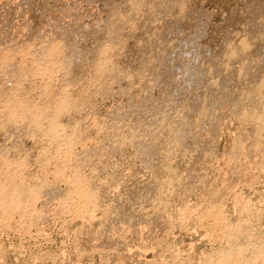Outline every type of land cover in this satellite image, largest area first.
<instances>
[{"label": "rangeland", "instance_id": "obj_1", "mask_svg": "<svg viewBox=\"0 0 264 264\" xmlns=\"http://www.w3.org/2000/svg\"><path fill=\"white\" fill-rule=\"evenodd\" d=\"M133 1L0 0V264L264 257V0Z\"/></svg>", "mask_w": 264, "mask_h": 264}, {"label": "bare ground", "instance_id": "obj_2", "mask_svg": "<svg viewBox=\"0 0 264 264\" xmlns=\"http://www.w3.org/2000/svg\"><path fill=\"white\" fill-rule=\"evenodd\" d=\"M137 1H139V0H134V1H133V2H135L134 4H136ZM167 1H168V0H167ZM188 1H189V0H188ZM177 2H178V1H177ZM180 2H182V0H180ZM184 2H185V1H184ZM169 3H170V2H169ZM173 3H174V2H173ZM173 3L171 2V4H173ZM182 3H183V2H182ZM185 3H188V2H185ZM185 3H184V4H185ZM14 4H15V3H14ZM131 4H132V3H131ZM140 4H141V3H140ZM263 4H264V3H263ZM263 4H261V5H263ZM137 5H138V4H137ZM174 5H175V4H174ZM179 5H180V3H179ZM179 5L177 4V6H179ZM7 6H8V5H7ZM134 6H135V5H134ZM136 7H137V6H136ZM183 7H184V6H183ZM259 7H260V5H259ZM261 9H262V8H261ZM180 10H181V9H180ZM133 11H134V10H133ZM181 11H182V10H181ZM185 11H186V10H185ZM185 11H184V12H185ZM187 11H188V10H187ZM197 11H198V10H197ZM197 11H196V12H197ZM263 11H264V9H263ZM164 12H165V11H164ZM198 12H199V11H198ZM249 12H250V11H249ZM255 12H256V10H255ZM259 12H260V11H259ZM135 13H136V12H135ZM209 13H210V12H209ZM213 13H214V12H213ZM260 13H261V12H260ZM180 14H181V13H180ZM180 14H179V15H180ZM185 14H186V12H185ZM187 14H188V13H187ZM187 14H186V15H187ZM199 14H200V13H199ZM255 14H256V13H255ZM181 15H182V14H181ZM181 15H180V16H181ZM200 15H201V14H200ZM245 15H246V14H245ZM248 15H249V14H248ZM261 15H263V14L261 13ZM184 16H185V15H184ZM188 16H189V15H188ZM259 16H260V15H259ZM74 17H75V16H74ZM110 17H111V16H110ZM129 17H130V16H129ZM130 18H131V17H130ZM209 18H210V17H209ZM254 18H255V17H254ZM258 18H259V17H258ZM123 19H124V18H123ZM172 19H173V18H172ZM181 19L183 20V17H182ZM247 19H248V18H247ZM184 20H185V19H184ZM254 20H255V19H254ZM256 20H257V19H256ZM260 20H261V19H260ZM260 20H259V21H260ZM262 20H263V19H262ZM123 21H124V20H123ZM131 21H132V20H131ZM175 21H176V20H175ZM178 21H179V20H178ZM194 21H195V20H194ZM198 21H199V20H198ZM126 22H127V21H126ZM165 22H166V21H165ZM179 22H180V21H179ZM183 22H184V21H183ZM248 22H249V21H248ZM260 22H261V21H260ZM115 23H116V22H115ZM203 23H204V21H203ZM256 23H257V22H256ZM258 23H259V22H258ZM54 24H55V23H54ZM110 24H111V23H110ZM125 24H126V23H125ZM256 25H257V24H256ZM256 25H255V26H256ZM247 26H248V25H247ZM251 26H252V25H251ZM257 26H258V25H257ZM72 27H73V26H72ZM78 27H79V26H78ZM80 27L82 28V25H80ZM103 27H104V26H103ZM109 27H110V26H109ZM112 27H113V24H112ZM168 27H169V26H168ZM200 27H201V25H200ZM200 27H199V28H200ZM86 28H87V27H86ZM86 28H85V29H86ZM199 28L197 27V29H199ZM260 28H261V27H260ZM263 28H264V27H263ZM83 29H84V28H83ZM109 29H110V28H109ZM246 29H247V28H246ZM252 29H253V28H252ZM255 29H256V28H255ZM178 30H179V29H178ZM201 30H202V29H201ZM259 30H260V29H259ZM262 30H264V29H262ZM83 31H84V30H83ZM169 31H170V29H169ZM172 31H173V30H172ZM175 31H176V30H175ZM184 31H185V30H184ZM193 31H194V30H193ZM204 31H205V30H204ZM204 31H203V32H204ZM177 32H178V31H177ZM251 32H253V30H252ZM179 33H180V31H179ZM181 33H182V32H181ZM181 33H180V34H181ZM194 33H195V32H194ZM201 33H202V32H201ZM259 33H260V32H259ZM172 34H173V33H172ZM176 34H177V33H176ZM168 35H169V34H168ZM168 35H167V36H168ZM187 35H188V34H187ZM203 35H204V33H203ZM262 35H263V34H262ZM154 36H155V35H154ZM170 36H171V35H170ZM196 36H197V35H196ZM252 36H253V35H252ZM159 37H160V36H159ZM168 37H169V36H168ZM186 37H187V36H186ZM194 37H195V36H194ZM250 37H251V36H250ZM254 37H255V36H254ZM177 38H178V37H177ZM184 38H185V37H184ZM161 39H162V38H161ZM171 39H172V37H171ZM198 39H199V38H198ZM253 39H254V38H253ZM153 40H154V39H153ZM251 40H252V39H251ZM258 40H259V39H258ZM77 41H78V40H77ZM160 41H161V40H160ZM169 41H170V40H169ZM172 41H173V40H172ZM175 41H176V39H175ZM178 41H179V40H178ZM178 41H177V42H178ZM240 41H241V40H240ZM252 41H253V40H252ZM256 41H257V39H256ZM256 41H255V42H256ZM190 42H191V41H190ZM190 42H189V43H190ZM258 42H260V41H258ZM58 43H59V42H58ZM58 43H57V44H58ZM76 43H79V42H76ZM100 43H101V42H100ZM165 43H166V42H165ZM174 43H176V42H174ZM179 43H180V42H179ZM179 43H178V44H179ZM183 43H184V41H183ZM244 43H245V42H244ZM117 44H118V43H117ZM157 44H158V43H157ZM169 44H170V43H169ZM172 44H173V43H172ZM176 44H177V43H176ZM181 44H182V43H181ZM187 44H188V43H187ZM76 45H77V44H76ZM98 45H99V44H98ZM111 45H112V43H111ZM174 45H175V44H174ZM179 45H180V44H179ZM184 45H185V44H184ZM194 45H195V44H194ZM251 45H252V44H251ZM58 46H59V45H58ZM105 46H106V45H105ZM114 46H115V45H114ZM158 46H159V45H158ZM201 46H203V45H201ZM241 46H242V45H241ZM255 46H256V44H255ZM257 46H258V45H257ZM261 46H262V44H261ZM56 47H57V46H56ZM101 47H102V46H101ZM101 47H100V49H101ZM110 47H111V46H110ZM112 47H113V46H112ZM112 47H111V48H112ZM168 47H170V45H169ZM171 47H172V46H171ZM190 47H191V46H190ZM190 47H188V48H190ZM194 47H195V46H194ZM197 47H198V46H197ZM197 47H196V49H197ZM53 48H55V47H53ZM74 48H75V47H74ZM97 48H98V47H97ZM107 48H108V47H107ZM111 48H110V49H111ZM146 48H147V47H146ZM179 48H180V46H179ZM181 48L183 49L184 47H181ZM243 48H244V47H243ZM55 49H56V48H55ZM58 49H59V48H58ZM112 49H113V48H112ZM112 49H111V50H112ZM173 49H175V48H173ZM176 49H178V48H176ZM184 49H186V48H184ZM192 49H193V48H192ZM205 49H206V48H205ZM247 49H248V48H247ZM75 50H76V49H75ZM93 50H94V49H93ZM104 50H105V49H104ZM106 50H107V49H106ZM106 50H105V51H106ZM108 50H109V49H108ZM108 50H107V51H108ZM111 50H110V52H111ZM188 50H189V49H188ZM190 50H191V49H190ZM200 50H201V49H200ZM51 51H52V50H51ZM53 51H56V50H53ZM59 51H60V49H59ZM73 51H74V50H73ZM96 51H97V50H96ZM99 51H101V50H99ZM172 51H173V50H172ZM182 51H183V50H182ZM182 51H181V52H182ZM191 51H192V50H191ZM202 51H203V50H202ZM236 51H237V50H236ZM244 51H245V50H244ZM49 52H50V51H49ZM56 52H58V51H56ZM112 52H113V51H112ZM112 52H111V53H112ZM116 52H117V51H116ZM139 52H140V51H139ZM165 52H166V51H165ZM165 52H164V53H165ZM170 52H171V51H170ZM176 52H178V51L176 50ZM181 52H180V49H179V53H178V54H181ZM183 52H184V51H183ZM212 52H213V51H212ZM234 52H235V51H234ZM58 53H60V52H58ZM97 53H98V52H97ZM101 53H102V52H101ZM101 53H100V54H101ZM108 53H109V52H108ZM162 53H163V52H162ZM167 53H168V52H167ZM167 53H166V54H167ZM172 53H173V52H172ZM185 53H186V51H185ZM190 53H191V52H190ZM195 53H196V52H195ZM199 53H200V52H199ZM243 53H244V52H243ZM48 54H49V53H48ZM48 54H47V55H48ZM54 54H55V53H54ZM54 54H53V55H54ZM103 54H104V53H103ZM160 54H161V53H160ZM173 54L178 55L177 53H173ZM210 54H211V53H210ZM260 54H261V52H260ZM53 55H52V56H53ZM106 55H107V54H106ZM109 55H110V53H109ZM158 55H159V54H158ZM163 55H164V54H163ZM167 55H169V54H167ZM167 55H166V56H167ZM183 55H184V54H183ZM186 55H187V54H186ZM201 55H202V54H201ZM9 56H10V55H9ZM48 56H49V55H48ZM55 56L57 57V55H55ZM59 56H60V55H59ZM104 56H105V55H104ZM161 56H162V55H161ZM172 56H173V55H172ZM181 56H182V54H181ZM188 56H190V55H188ZM188 56H187V57H188ZM191 56H192V55H191ZM207 56H208V55H207ZM220 56H221V55H220ZM53 57H54V56H53ZM97 57H98V56H97ZM108 57H109V56H108ZM108 57H107V58H108ZM158 57H159V56H158ZM164 57H165V56H164ZM164 57H163V58H164ZM167 57H169V56H167ZM183 57H184V56H183ZM196 57H197V56H196ZM210 57H211V56H210ZM226 57H227V56H226ZM5 58H6V57H5ZM42 58H43V57H42ZM57 58H58V57H57ZM102 58H104V57H102ZM102 58H101V59H102ZM165 58H166V57H165ZM47 59H48V58H47ZM166 59H167V58H166ZM168 59H169V58H168ZM168 59H167V60H168ZM258 59H259V58H258ZM53 60H54V59H53ZM57 60H58V59H57ZM103 60H104V59H102V62H101V63L99 62V64H95V65H96L95 68H98V67H99V68L101 69V71H102V67H103V68L108 67V66H106V64H104V63H105V60H104V62H103ZM109 60H110V59H109ZM109 60L107 59V61H109ZM167 60H166V61H167ZM174 60H175V58H174ZM177 60H178V59H177ZM192 60H193V59H192ZM192 60H191V62H193ZM219 60H220V59H219ZM260 60H261V59H260ZM99 61H101V60H99ZM147 61H150V60H147ZM168 61H169V60H168ZM195 61H196V59H195ZM195 61H194V62H195ZM197 61H198V60H197ZM197 61H196V64H197ZM207 61H208V60H207ZM214 61H215V60H214ZM242 61H243V60H242ZM248 61H249V60H248ZM255 61H256V60H255ZM50 62H51V61H50ZM53 62H54V61H53ZM58 62H60V61H58ZM96 62H97V61H96ZM170 62H173V61L171 60ZM256 62H257V61H256ZM263 62H264V61H263ZM51 63H52V62H51ZM51 63H50V65H52L51 68H52V67L54 68L53 64H51ZM55 63H56V62H55ZM55 63H54V64H55ZM61 63H62V62H61ZM106 63H107V62H106ZM109 63H110V62H109ZM148 63H149V62H148ZM183 63H184V62H183ZM186 63H187V62H186ZM202 63H203V62H202ZM225 63H226V62H225ZM251 63H252V62H251ZM6 64H7V63H6ZM47 64H48V63H47ZM47 64H46V65H47ZM57 64H58V63H57ZM59 64H60V63H59ZM161 64H162V63H161ZM164 64H165V62H164ZM168 64H169V63H168ZM174 64H175V63H174ZM181 64H182V62H181ZM181 64H180V65H181ZM184 64H185V63H184ZM189 64H190V63H188V65H189ZM196 64H195V65H196ZM216 64H217V63H216ZM37 65H38V64H37ZM43 65H44V63H43ZM46 65H45V66H46ZM97 65H98V66H97ZM149 65H150V64H149ZM162 65H163V64H162ZM162 65H161V66H162ZM175 65H176V64H175ZM177 65H178V64H177ZM177 65H176V66H177ZM40 66H41V65H40ZM48 66H49V65H48ZM58 66H59V65H58ZM105 66H106V67H105ZM164 66H167V65L165 64ZM164 66H162V70H163V67H164ZM170 66H171V65H170ZM172 66H173V65H172ZM184 66H185V65H184ZM190 66H191V65H190ZM193 66H194V65H193ZM193 66H192V67H193ZM197 66H198V65H197ZM199 66H200V65H199ZM244 66H245V68H247L245 64H244ZM251 66H252V65H251ZM109 67H110V66H109ZM168 67H169V65H168ZM168 67H166V68H168ZM48 68H49V67H48ZM51 68H50V69H51ZM55 68H56V66H55ZM95 68H94V69H95ZM148 68H149V67H148ZM181 68H182V67H181ZM189 68H190V67H189ZM223 68H224V67H223ZM227 68H228V67H227ZM248 68H249V67H248ZM251 68H252V67H251ZM58 69H59V68H58ZM160 69H161V68H160ZM169 69H170V68H169ZM171 69H172V68H171ZM171 69H170V71H171ZM175 69H176V68H175ZM186 69H187V68H186ZM193 69H194V68H193ZM53 70H55V69H52V71H53ZM97 70H98V69H97ZM148 70H149V69H148ZM152 70H153V69H152ZM166 70H167V69H166ZM178 70H179V69H178ZM189 70H190V69H189ZM189 70H188V71H189ZM195 70H196V69H195ZM195 70H194V71H195ZM202 70H203V69H202ZM105 71H106V69H105ZM107 71H109V69H108ZM107 71H106V73H107ZM112 71H113V70H112ZM156 71H157V70H156ZM167 71H168V70H167ZM186 71H187V70H186ZM191 71H193V70L191 69ZM223 71H224V70H223ZM242 71H243V70H242ZM247 71H248V70H247ZM164 72H166V71L164 70ZM173 72H174V71H172V74H173ZM183 72H184V71H183ZM197 72H198V71H197ZM201 72H202V71H201ZM208 72H209V71H208ZM218 72H219V71H218ZM243 72H244V71H243ZM174 73H175V72H174ZM184 73H185V72H184ZM186 73H187V72H186ZM194 73H195V72H194ZM203 73H204V72H203ZM210 73H211V72H210ZM224 73H225V72H223V74H224ZM239 73H240V72H239ZM142 74H143V73H142ZM160 74H161V73H159L158 75H160ZM164 74H165V73H164ZM190 74L192 75V73H190ZM195 74H196V73H195ZM200 74H201V73H200ZM205 74H207V73H205ZM257 74H258V73H257ZM98 75H99V74H98ZM101 75H102V74H101ZM105 75L107 76V74H105ZM156 75H157V73H156ZM165 75H166V74H165ZM168 75H169V74H168ZM170 75H171V74H170ZM175 75H176V74H175ZM175 75H174V76H175ZM185 75H186V74H185ZM196 75H197V74H196ZM196 75L193 74V76H196ZM213 75H214V74H213ZM115 76H116V75H115ZM141 76H142V75H141ZM145 76H146V75H145ZM145 76H144V77H145ZM160 76H161V75H160ZM160 76H159V77H160ZM188 76H189V74H188ZM193 76H192V77H193ZM202 76H203V75H202ZM94 77H95V76H94ZM104 77H105V76H104ZM110 77H111V76H110ZM176 77H180V75H179V76H176ZM205 77H206V76H205ZM209 77H210V76H209ZM212 77H213V76H212ZM226 77H227V76H226ZM241 77H242V76H241ZM92 78H93V77H92ZM100 78H101V77H100ZM180 78H181V77H180ZM180 78H179V79H180ZM206 78H207V77H206ZM237 78H238V75H237ZM262 78H263V77H262ZM183 79H184V78H183ZM214 79H215V78H214ZM17 80H18V79H17ZM159 80H160V78H159ZM159 80H158V81H159ZM164 80H165V79H164ZM171 80H172V79H171ZM176 80H177V79L175 78V81H176ZM194 80H195V78H194ZM194 80H193V81H194ZM202 80H203V79H202ZM230 80H231V79H230ZM254 80H255V79H254ZM254 80H253V81H254ZM128 81H129V80H128ZM140 81H141V80H140ZM152 81H154V80H152ZM167 81H168V80H167ZM169 81H170V79H169ZM182 81H183V80H182ZM209 81H210V80H209ZM209 81H208V82H209ZM224 81H225V80H224ZM241 81H242V79H241ZM256 81H257V80H256ZM103 82H104V81H103ZM108 82H109V81H108ZM112 82H113V81H112ZM171 82H172L171 84H173V81H171ZM176 82H177V81H176ZM178 82H179V81H178ZM188 82H190V81L188 80ZM195 82H196V81H195ZM195 82H193V83H195ZM216 82H217V81H216ZM142 83H143V82H142ZM160 83H161V82H160ZM190 83H192V82H190ZM197 83H198V82H197ZM210 83H212V82H210ZM108 84H109V83H108ZM149 84H150V83H149ZM168 84H169V83H168ZM171 84H170V85H171ZM174 84H175V83H174ZM174 84H173V85H174ZM207 84H208V83H207ZM225 84H226V82H225ZM247 84H248V83H247ZM164 85H165V84H164ZM184 85H185V84H184ZM195 85H196V84H195ZM195 85H194V87H195ZM213 85H214V83H213ZM243 85H244V84H243ZM257 85H258V84H257ZM165 86H166V85H165ZM177 86H178V85H177ZM189 86H190V85H189ZM240 86H242V85H240ZM171 87H172V86H171ZM173 87H174V86H173ZM212 87H213V86H211V88H212ZM134 88H135V87H134ZM186 88H187V85H186ZM188 88H189V87H188ZM192 88H193V86H192ZM213 88H214V87H213ZM221 88H222V87H221ZM259 88H260V87H259ZM263 88H264V87H263ZM176 89H178V88H176ZM180 89H181V87H180ZM244 89H245V88H244ZM171 90H172V89H171ZM192 90H194V89H192ZM199 90H200V89H199ZM248 90H249V89H248ZM253 90H254V89H253ZM162 91H164V90H162ZM168 91L170 92L169 89H168ZM173 91H174V90H173ZM177 91H178V90H177ZM183 91H184V90H183ZM203 91H205V88H204ZM206 91H207V90H206ZM224 91H225V90H224ZM255 91H256V89H255ZM185 92L187 93V96H188V97H191V96L193 95V92H192L191 95H190L189 89H188V92H187V91H185ZM200 92H202V91H200ZM200 92H199V93H200ZM218 92H219V91H218ZM252 92H253V91H252ZM166 93H167V92H166ZM170 93L173 94L174 92H173V93L170 92ZM170 93H169V94H170ZM176 93H177V92H176ZM188 93H189L190 96L188 95ZM195 93H196V92H195ZM243 93H244V92H243ZM243 93H242V94H243ZM246 93H247V92H246ZM48 94H49V93H48ZM66 94H67V93H66ZM78 94H79V93H78ZM218 94H219V93H218ZM250 94H252V93H250ZM54 95H55V94H54ZM68 95H69V94H68ZM244 95H245V94H244ZM164 96H165V95H164ZM194 96H195V95H194ZM259 96H260V95H259ZM67 97H68V96H67ZM67 97H66V99H69V100H70V97H68V98H67ZM250 97H251V96H250ZM254 97H255V96H254ZM261 97H262V96H261ZM73 98H74V97H73ZM166 98H167V95H166ZM172 98H173V97H172ZM180 98H181V97H180ZM180 98H179V101H180ZM252 98H253V97H252ZM66 99L64 100V101H65L64 103L67 104ZM164 99H165V97L163 98V100H164ZM69 100H68V101H69ZM172 100H174V99H172ZM195 100H196V99H195ZM256 100H257V97H256ZM259 100H260V99H259ZM70 101H71V100H70ZM70 101H69V102H70ZM74 101H75V100H74ZM181 101H182V100H181ZM187 101H188V100H187ZM187 101H186L185 103H187ZM189 101H190V100H189ZM192 101H194V100H191L190 103H193L194 106H196V107H197V105L199 106V104H196V105H195V103L192 102ZM249 101H250V100H249ZM249 101H248V102H249ZM254 101H255V100H254ZM261 101H262V100H261ZM60 102H62V100H61ZM60 102H59V104H60ZM167 102H168V99H167ZM170 102H171V101H170ZM172 102H173V101H172ZM176 102H177V101H176ZM183 102H184V101H183ZM183 102H182V103H183ZM197 102H198V101H197ZM246 102H247V101H246ZM53 103H54V102H53ZM64 103H63V104H64ZM70 103H71V102H70ZM157 103H158V102H157ZM159 103H160V102H159ZM249 103H250V102H249ZM5 104H6V103H5ZM16 104H17V103H16ZM59 104H58V105H59ZM92 104H93V103H92ZM160 104H161V103H160ZM8 105H9V104H8ZM22 105H23V104H22ZM25 105H26V104H25ZM31 105H32V104H31ZM58 105H57V106H58ZM68 105H69V104H68ZM68 105H67L66 107H68ZM163 105H164V104H163ZM188 105H190V104L188 103ZM188 105H187V106H188ZM10 106H11V105H10ZM15 106H16V105H15ZM15 106H14V107H15ZM17 106H19V105H17ZM64 106H65V105H64ZM173 106H174V105H173ZM178 106H179V105H178ZM190 106H191V105H190ZM205 106H206V105H205ZM205 106H204V107H205ZM60 107L63 108V105L60 106ZM69 107H70V106H69ZM181 107H182V105H181ZM181 107H180V109H182ZM192 107H193V106H192ZM200 107H201V106H200ZM23 108H24V107H23ZM25 108H26V107H25ZM144 108H145V107H144ZM193 108H195V107H193ZM193 108H191V109H193ZM263 108H264V107H263ZM9 109H10V108H9ZM27 109H29V108H27ZM31 109H32V108H31ZM63 109H64V108H63ZM65 109H66V108H65ZM67 109H68V108H67ZM191 109H190V110H191ZM10 110H11V109H10ZM12 110H13V109H12ZM15 110H16V109H15ZM149 110H150V109H149ZM155 110H156V109H155ZM166 110H167V109H166ZM178 110H179V109H178ZM184 110H185V109H184ZM195 110H196V109H193V110H191V111H195ZM250 110H251V109H250ZM263 110H264V109H263ZM27 111H28V110H27ZM46 111H48V110H46ZM52 111H53V110H52ZM64 111H65V110H64ZM164 111H165V110H164ZM180 111H183V109L180 110ZM188 111H189V110H186V112H188ZM191 111H189V112H191ZM214 111H215V110H214ZM214 111H213V112H214ZM13 112H14V111H13ZM154 112H155V111H154ZM169 112H170V111H169ZM176 112H177V110H176ZM176 112H175V113H176ZM186 112H185V113H186ZM200 112H201V111H200ZM261 112H262V111H261ZM55 113H56V112H55ZM57 113H58V112H57ZM57 113H56V114H57ZM63 113H64V112H63ZM66 113H67V112H66ZM157 113H158V112H157ZM170 113H172V112H170ZM254 113H255V112H254ZM263 113H264V111H263ZM263 113H262V114H263ZM10 114H12V113L10 112ZM58 114H59V113H58ZM167 114H168V113H167ZM167 114H166V115H167ZM176 114H177V113H176ZM187 114H188V113H187ZM191 114H192V113H191ZM198 114H199V113H198ZM198 114H197V115H198ZM201 114H203V113L201 112ZM139 115H140V114H139ZM159 115H160V113H159ZM164 115H165V113H164ZM164 115H163V116H164ZM168 115L170 116V114H168ZM171 115H172V114H171ZM177 115H178V114H177ZM183 115H184V112H183ZM185 115H186V114H185ZM192 115H193V114H192ZM194 115H195V114H194ZM199 115H200V114H199ZM260 115H261V114H260ZM263 115H264V114H263ZM48 116H49V115H48ZM53 116H55V115H53ZM56 116H57V115H56ZM118 116H119V115H118ZM122 116H123V115H122ZM169 116H168V117H169ZM251 116H253V114H252ZM12 117H13V116H12ZM178 117H179V116H178ZM185 117H186V116H184V118H185ZM258 117H259V115H258ZM261 117H263V120H264V116L261 115ZM9 118H10V120H11V115H10ZM36 118H38V117L36 116ZM54 118H55V117H54ZM160 118H161V117H160ZM160 118H159V120H160ZM172 118H173V117H172ZM176 118H177V117H176ZM194 118H195V117H194ZM198 118H199V117H198ZM198 118H196V119H198ZM202 118H203V117H202ZM241 118H242V117H241ZM259 118H260V117H259ZM14 119H15V118H14ZM16 119H17V118H16ZM58 119H59V118H58ZM243 119H244V118H243ZM249 119H250V118H249ZM256 119H257V117H256ZM8 120H9V119H8ZM53 120H54V119H52V121H53ZM159 120H158V121H159ZM164 120H165V119H164ZM164 120H163V121H164ZM173 120H174V119H173ZM177 120H178V118H177ZM54 121H55V120H54ZM152 121H153V120H152ZM160 121H161V120H160ZM160 121H159V122H160ZM174 121H175V120H174ZM181 121H182V120H181ZM187 121H188V120H187ZM55 122H57V121H55ZM55 122H54V123L52 122V123L56 125ZM161 122H162V121H161ZM164 122H165V121H164ZM171 122H172V121H171ZM176 122H177V121H176ZM192 122H193V121H192ZM195 122H196V121H195ZM245 122H246V121H245ZM59 123H60V122H59ZM104 123H105V122H104ZM112 123H113V122H112ZM156 123H157V122H156ZM165 123H166V122H165ZM178 123H179V122H178ZM181 123H182V122H181ZM187 123H188V122H187ZM53 124H52V126H53ZM160 124H161V123H160ZM162 124H163V123H162ZM166 124H167V123H166ZM183 124H184V123H183ZM185 124H186V122H185ZM50 125H51V123H50ZM55 125H54V127H55ZM57 125H58V124H57ZM60 125H61V124H60ZM157 125H158V124H157ZM175 125H176V124H175ZM175 125H174V126H175ZM179 125H180V124H179ZM189 125H190V124H189ZM189 125H187L186 127L189 128ZM191 125H192V124H191ZM194 125H195V124H194ZM200 125H201V124H200ZM200 125H199L198 127H200ZM254 125H255V124H254ZM263 125H264V124H262V123H260V126H259V124H258V128H257V129H259V127H260V130H262L261 128L263 127ZM114 126H115V125H114ZM174 126H173V127H174ZM176 126H177V125H176ZM176 126H175V127H176ZM49 127H50V126H49ZM54 127H53V128H54ZM160 127H161V126H160ZM164 127H165V126H164ZM164 127H163V128H164ZM177 127H179V126H177ZM53 128H52V129H53ZM59 128H60V127H59ZM188 128H187V129H188ZM191 128H193V127H191ZM49 129L51 130V128H49ZM55 129H57V128H55ZM55 129H54V130H55ZM61 129H62V128H61ZM157 129H158V128H157ZM161 129H162V128H161ZM153 130H154V129H153ZM173 130H174V129H173ZM176 130H177V129H176ZM152 132H153V131H152ZM173 132H175V131H173ZM181 132H182V131H181ZM257 132H259V130H258ZM260 132H261V131H260ZM144 133H145V132H144ZM262 133H263V132H262ZM149 135H150V134H149ZM152 135H153V134H152ZM198 135H199V134H198ZM201 135H202V134H201ZM205 135H206V134H205ZM260 135H261V134H260ZM117 136H118V135H117ZM150 136H151V135H150ZM161 136H162V135H161ZM257 136H258V135H257ZM260 137H261V136H260ZM262 137H264V136H262ZM199 138H200V137H199ZM239 139H240V138H239ZM117 140H118V139H117ZM158 140H159V139H158ZM258 140H259V138H258ZM170 141H171V140H170ZM254 141H255V140H254ZM256 141H257V140H256ZM260 141H261V140H260ZM236 142H237V140H236ZM248 142H249V141H248ZM238 143H239V142H238ZM238 143H236V144H238ZM172 144H173V143H172ZM254 145H255V144H254ZM184 146H185V145H184ZM237 147H238V146H237ZM262 149H263V148H262ZM236 151H237V149H236ZM244 151H245V150H244ZM251 151H252V150H251ZM260 151H261V150H260ZM237 152H238V151H237ZM247 152H248V151H247ZM252 152H253V151H252ZM237 154H239V153H237ZM167 155H168V154H167ZM168 156H169V155H168ZM233 157L235 158V154H234ZM229 159H230V158H229ZM243 160H244V159H243ZM230 161H231V159H230ZM247 163H248V162H247ZM169 171H170V170H169ZM167 172H168V171H167ZM171 173H172V172H171ZM166 176H167V175H166ZM170 176H171V175H170ZM173 177H174V176H173ZM170 178H171V177H170ZM171 180H172V178H171ZM161 181H162V180H161ZM172 181H173V180H172ZM166 182H167V181H166ZM169 183H170V181H169ZM171 183H172V182H171ZM162 184H163V183H162ZM165 185H166V184H165ZM156 202H157V200H156ZM9 204L11 205L10 208H13V209H17V208H18L17 203H16L15 200H13V201H12L11 203H9ZM155 205H156V204H155ZM8 206H9V205H8ZM156 206H157V205H156ZM153 208H154V207H153ZM208 209H209V208H208ZM126 217H127V215H126ZM126 217H125V219L128 218V217H127V218H126ZM127 220H128V219H127ZM122 221H124V220H122ZM245 248H246V247H245ZM262 248H263V247H262ZM237 249H238V250H237L238 253H237V256H236V257L232 258L231 261H227V262H224V263H223V262L221 263V262L219 261V262H220L219 264H254V263H256V262L258 263L260 260H263V261H264V257L259 256V255H260V253H259V248H256L255 250H251V251H255V253H253L252 255H248V254L246 255V254L244 253V252L246 251V249H245V251H244V250H240L241 248H237ZM235 250H236V249H235ZM257 250H258V251H257ZM233 251H234V250H233ZM233 251H232V252H233ZM249 251H250V250H249ZM226 252H228V250H226ZM229 252H230V251H229ZM246 252H247V251H246ZM257 252H258V253H257ZM230 253H231V252H230ZM230 253H229V254H230ZM235 253H236V251H235ZM248 253H249V252H248ZM251 253H252V252H251ZM223 254H224V253H222V258H224L225 255H227V253H226V254H224V257H223ZM229 254H228V255H229ZM228 255H227V256H228ZM230 255H231V254H230ZM232 256H233V255H232ZM234 256H235V255H234ZM257 257H258V258H257ZM227 258H228V257H227ZM224 259H225V258H224ZM221 261H222V260H221Z\"/></svg>", "mask_w": 264, "mask_h": 264}]
</instances>
